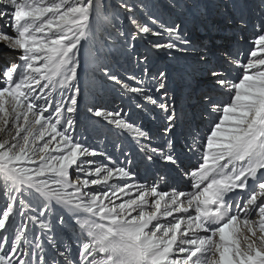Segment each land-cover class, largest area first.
I'll return each mask as SVG.
<instances>
[{"label": "snow or ice", "instance_id": "snow-or-ice-1", "mask_svg": "<svg viewBox=\"0 0 264 264\" xmlns=\"http://www.w3.org/2000/svg\"><path fill=\"white\" fill-rule=\"evenodd\" d=\"M257 2L253 47L246 58L235 49L223 67L207 44L163 20L158 0H0V23L14 33L0 30V47L18 54L0 73V264H264V0ZM185 7L187 0H166L168 10ZM149 36L167 39L137 51ZM161 50L193 54L201 66L187 84L198 93L203 131L170 95L167 71L149 68ZM121 60L140 75L122 79L113 71ZM101 78L136 109H159L162 146L131 109L98 105ZM86 93L90 115L81 121ZM161 162L188 190H165L164 172L150 183L138 178L142 165Z\"/></svg>", "mask_w": 264, "mask_h": 264}, {"label": "rangeland", "instance_id": "rangeland-1", "mask_svg": "<svg viewBox=\"0 0 264 264\" xmlns=\"http://www.w3.org/2000/svg\"><path fill=\"white\" fill-rule=\"evenodd\" d=\"M209 1L212 4L217 5V7H214L213 9L217 10L219 8L221 10L226 11V7L222 3V1H224V0H209ZM158 2L161 5V7L164 9L162 18L165 22L171 23L174 21V22L178 23L179 21H181L184 18L183 20L185 22L181 21V23H183L182 24L183 26H181V27L187 36H188V31H187V29H188L187 23L188 22H186V21H187V19L192 18L191 16H189L190 11H194L196 14H198V13H204L205 10H208L207 5H206V0H187V7L179 9V10H168L166 8V0H158ZM252 2L256 6V9L252 12V16L254 17L255 16V15H253L254 12L259 11V4H258L257 0H252ZM113 3H115V0H113ZM242 6L243 5L240 4L235 9H237L238 11H241L245 17L246 16V10L243 9ZM231 10H233V8H231ZM176 12H180L183 17H181V19H178L179 16H178V18L175 16ZM186 14L188 15V18H185V17H187ZM199 18L200 17L198 16L197 20ZM201 20L203 21V23L198 22V24H197V26H199L198 30H200L199 32H203V34L206 35L205 40L209 44H212L213 38L210 35H213V34H210L209 32L213 31L214 29H211V27H209L210 22L206 16H204V18H200V21ZM239 20L240 19H237V18H234L233 20H231L230 24H232V27H239V26H236L239 24ZM220 22H221L220 28H224L226 25L225 21H220ZM125 24H127L126 20H125ZM227 24H229V23H227ZM242 29H243V31H242ZM242 29H241V32H243L244 38L243 37L240 38L238 36H235V37H236V40L240 43H244V42L248 43V45H245V47H244V51L246 49L247 53H248L249 50L253 47L251 41L254 39V37L256 35V34H254L255 29H254V27L253 28H242ZM248 30H252L251 31L252 34H250V35L247 34ZM244 34H247V36H245ZM187 38H189V37H187ZM166 39H167L166 36H160V37L149 36L146 39L140 40L137 43V51H141V52L145 51L146 47L148 48L149 51H151L150 45H148L149 40L166 41ZM190 40H192V39H190ZM203 41L204 40L200 39L199 42L198 41H193V42L197 43V44H202ZM175 54H178L181 56L183 55L181 53H175ZM184 55H183V57H179V59H174V58L166 55L164 50H161L158 54L153 52V53H151L150 63L148 66L153 72H155L157 69L171 68L173 70V72L175 73V76H172L169 79H171V83H173V82H176V83L174 85L170 86L171 87L170 95L172 92H174L175 94L185 92L186 94H190L191 96H195L193 98H196L198 96V93L194 92L191 88L188 87L187 81H188L189 74L197 75L199 73L201 66L198 64L196 57H191V55H189V54H186L185 56ZM2 56H3L2 60L4 62L5 59L7 58L6 52H4V54H2ZM192 58H194V59H192ZM222 58H225L224 60H227L226 57L222 56ZM163 59H166V60L164 61ZM2 60L0 59V63L2 62ZM113 68H114L115 72L120 74V77L122 79H126V75H125L126 73L127 74L135 73L136 75H140V70L138 68H135L130 60H121L119 62V64ZM101 80H102V84L99 85L98 87H102L103 92H102V94L99 91H97L95 93V95L97 96L99 106H103V107H106L108 109L123 108L125 111H128L129 109H131L130 118L131 119L133 118L132 120L141 123V125L144 129L146 128L145 126L147 125V123H145V122L152 123L153 120L156 119V118L153 119V117H155V116H152L146 120L134 119L136 117H135V114L132 113V110H133V107H135V104L133 102H130L127 97H121L120 96L119 92L117 91L118 86H114L110 81H107L103 78ZM127 82L133 83L132 81H127ZM81 87L83 88V83L81 84ZM153 95H154V98H157V99L159 98L158 96H160L159 93H155V92H153ZM92 96H93V93H86L85 96L83 97V103L81 105V108L85 110L86 115L89 114L86 111V105L91 102ZM192 104L193 103L191 102V103H184L182 105H179L184 110L185 114H187V115H185V117L189 115V112L187 113V110H190L191 106H193L194 108L201 109L200 105L195 106V104H193V105ZM146 107H147V109L145 108V110L143 111L144 115L147 116V113L152 114V113H154L155 110H157L158 114H159L157 116H159L161 118V113H160L159 109L154 108L151 111V108L148 105ZM146 111H149V112L146 113ZM84 118H85V115H83V113H81V111H80L79 119L81 121H83ZM160 121H161V127L163 128L162 119H160ZM162 128L159 131H156V133L153 132V136H158L159 138H162V132H161ZM160 133H161V135H160ZM178 136H179V134H178ZM153 141L157 142L155 139H153L152 142ZM162 143H164V140L162 141ZM180 178L184 182V184H186L185 179H183L182 177H180ZM3 202H4L3 197L0 196V207L3 206Z\"/></svg>", "mask_w": 264, "mask_h": 264}, {"label": "bare ground", "instance_id": "bare-ground-1", "mask_svg": "<svg viewBox=\"0 0 264 264\" xmlns=\"http://www.w3.org/2000/svg\"><path fill=\"white\" fill-rule=\"evenodd\" d=\"M222 3L224 4V1H222ZM240 4H242L243 5L242 6L243 9L246 10V16L245 17H244V14L241 11H238L235 8H233V10H231V7L226 8V11L221 10L219 8L217 10H215L213 8L217 7V5L216 4L214 5L209 0H206V5H207V9L208 10H205L204 13H198V14H196L194 11H190V15L189 16H191L192 18L191 19H187V21H186V22H188L187 23V26H188V29H187L188 36L187 37H189L193 41H198V42H199L200 39L204 40L202 44H207L208 47L211 49V56H212L213 62L215 64H217L218 66H223V67L227 66L226 65V61L227 60H224L225 58H222V56L228 58V55L230 53H233L235 51V49H237V48L241 49L242 52H244V47H245V45H248V43H246V42H244V43L238 42L236 40L235 36H238L240 38L243 37V32H241V29L242 28H253L254 24L257 22V19H258L257 15H256L257 11H255L254 14H253L255 16L254 17L252 16V12L256 9V6L252 2V0H242V2ZM175 16L177 18L179 16L178 19H181V17H183L180 12H176ZM198 16L200 18H204V16H206L207 19L210 22V24H209L210 26L209 27H211V29H214L213 31L209 32L210 34H213V35H210L213 38V43L212 44H209L205 40L206 35L203 34V32H199L200 30H198L199 26H197V24H198V22L203 23V21L202 20L200 21V18L197 20ZM241 16L244 17L246 23L243 24V25L239 23L238 25H236V26H239V27H232V24H230L231 20H233L234 18L240 19ZM185 18H188V15ZM183 19L181 21L185 22ZM181 21H179L178 23L181 26H183L182 25L183 23H181ZM220 21H225L226 25H225L224 28H220V25H221ZM227 23H229L230 25L227 24ZM0 30H8L10 32V34L14 35V33L11 32V29L7 28L6 24L0 23ZM242 31H243V29H242ZM251 31L252 30H248L247 34H249V35L252 34ZM247 34H244V35L247 36ZM4 52H6L7 58L3 62L2 54H4ZM153 52L154 51H152V53ZM243 54L245 55V53H243ZM183 55L181 56V55H178V54H175V53L173 54V56L175 57L174 59H179V57H183ZM189 55H191V57H195L193 54H189ZM17 56H18L17 53L11 52L8 49L0 47V59L2 60V63L0 64V73H2L4 68L9 66V64L11 62H13V61L18 62ZM245 57H247V55ZM192 59H194V58H192ZM163 60L165 61L166 59H163ZM164 70L167 71L169 78H171L172 76H175V73L173 72V70L171 68H167V69H164ZM113 71L115 72L114 68H113ZM117 74L120 76L119 73H117ZM83 76H82V79H83ZM175 83L176 82L171 83V79H169V89H171L170 86L174 85ZM176 96H177L179 105H182L184 103H191V102L193 104H195V106L199 105L198 101H197V97L193 98L195 96H191L190 94H186L185 92L184 93H176ZM158 97H159L158 98V100H159L160 96H158ZM214 98L216 100L227 99V97H221L219 95L215 96ZM148 106L151 108V111L155 108L152 105H148ZM146 109H147V107H146ZM200 111H201V109L194 108L193 106H191L190 110H187V113L189 112V115L186 116V120H188L191 123L192 127H196V125L199 123L201 125V130L203 131L207 126L205 124H203V122H200L198 120V114H199ZM147 112H149V111H146V113ZM132 113L135 114L136 118H134V119H140V120L144 119V120H146V119H149L152 116L156 117V119L153 120L152 123L145 122V123H147V125L145 126L146 127L145 128L146 131H149L150 133H153V132L156 133V131H159L162 128L161 127V121H160V119H162V118L157 116V115H159L157 110H155L154 113H152V114H148L147 113V116H146V115H144L143 111L138 110L135 107H133ZM193 113H195L196 116H197V120H195V121L192 120V114ZM89 115L90 114H87L85 116L84 120H86V118ZM185 115H187V114H185ZM160 135H161V133H160ZM153 139H155L157 141V142H154V141L151 142L153 146H162L165 143V142L162 143L163 139L159 138L158 136H153ZM88 141L90 143H93L91 138H89ZM129 147L131 148V150L134 153L136 152V148L134 146H130L129 145ZM177 147L180 150H186V149H184V137L181 136V135L177 136ZM192 161H189L187 158H184L185 166H188L189 164L194 165L195 161L194 160H192ZM158 171L159 172H164L167 175H169L168 176L167 185H163V184L161 185V187L165 188V190H170L171 188H177V189H180V190H188V182L185 180L186 184H184V182L180 178L181 176L179 174H177L175 171H172L170 168H168L162 162L158 166H153L151 169H149L147 171L145 170V168L142 165L140 167V170H139V177L138 178L140 180H142V181H147V182L150 183V182H152V180L157 178L156 173Z\"/></svg>", "mask_w": 264, "mask_h": 264}]
</instances>
